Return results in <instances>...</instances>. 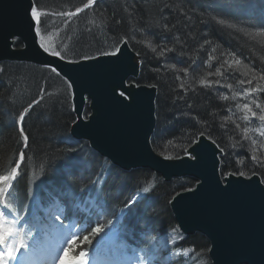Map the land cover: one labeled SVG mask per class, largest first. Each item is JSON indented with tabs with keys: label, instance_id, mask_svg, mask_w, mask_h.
<instances>
[{
	"label": "trees",
	"instance_id": "obj_1",
	"mask_svg": "<svg viewBox=\"0 0 264 264\" xmlns=\"http://www.w3.org/2000/svg\"><path fill=\"white\" fill-rule=\"evenodd\" d=\"M33 1L39 12H45L40 18V43L62 52L67 60L96 56L97 50H111L109 46L130 36L143 42L129 43L141 57L140 74L133 81L156 85L152 146L158 154L180 157L185 152L181 146L186 149L205 132L225 149L220 158L222 174L256 173L264 183V167L252 159L255 155L264 161L262 145L255 146L246 137L242 119V104L256 113L264 108V0H103L71 16L67 14L88 0ZM221 19L224 24L219 23ZM169 48L171 52L158 55ZM201 78L219 84L204 87L199 84ZM242 87L256 91L244 98L238 91ZM67 91L64 80L54 73L48 76L45 68L0 64V175L16 165L22 148L19 114L39 99L23 121L28 148L13 192L23 198L35 180L66 205L72 201L75 206L76 197L89 191L101 207L106 225L126 207V200L137 195L122 219L129 240L149 249L159 235L169 248L177 242V230L168 203L194 182L166 183L146 169L121 171L91 151L86 142L71 139L68 128L73 115ZM69 157H75V169ZM72 211L78 216L75 207ZM90 244L79 242L74 253ZM178 245L192 247V255L171 264H210L208 242L202 235L181 237Z\"/></svg>",
	"mask_w": 264,
	"mask_h": 264
},
{
	"label": "water",
	"instance_id": "obj_2",
	"mask_svg": "<svg viewBox=\"0 0 264 264\" xmlns=\"http://www.w3.org/2000/svg\"><path fill=\"white\" fill-rule=\"evenodd\" d=\"M32 6L33 0H0V63L62 69L73 82L72 138L87 141L92 150L123 171L148 169L165 182L193 179L192 191L178 192L169 202L179 231L207 240L211 264H264V183L260 176L229 173L221 177V154L214 146L208 147L206 136L201 140L206 150L198 149V164L187 155L170 160L158 155L151 144L157 88L128 82L140 74V55L136 57L128 44L119 60L100 56L75 65L66 63L41 49ZM124 88L131 93V102L119 97ZM86 109L89 115L84 118Z\"/></svg>",
	"mask_w": 264,
	"mask_h": 264
},
{
	"label": "snow or ice",
	"instance_id": "obj_3",
	"mask_svg": "<svg viewBox=\"0 0 264 264\" xmlns=\"http://www.w3.org/2000/svg\"><path fill=\"white\" fill-rule=\"evenodd\" d=\"M96 0H88V4H94ZM85 7H88V5H85ZM81 9L77 8L76 12H80ZM71 15V14H69ZM31 18L35 24V31L36 34H40V18L41 14L38 13L37 7L32 6L31 7ZM220 24H224V20H219ZM230 28H234L235 24H230L228 25ZM164 28L167 29V25H164ZM129 43H143L142 41H136L134 37H128L123 40H118L116 44H113L109 46L111 50H106V51H101L97 50V55L96 56H83L81 57V60H97L100 56H106V57H112L116 60H119L121 55H123V49L129 44ZM208 41H205V44H207ZM41 49L43 50L44 53H50L52 56L58 57L61 60L65 59V54H63L60 51H57L55 49H51L49 47H46L43 43L40 44ZM58 47V46H57ZM151 47L153 52H156V48L153 45H149ZM171 52L172 49H164L161 50L158 55H164V52ZM139 53H136V57H139ZM66 63L69 64H79V60L75 59H70L67 60ZM239 63V61H237ZM45 67L49 68V71L55 74L57 77L63 76L64 82L67 84L68 88L73 87V82L71 81V78L68 77L67 73H64L62 69H57L56 67H49L45 65ZM187 71V70H185ZM220 73V69H217V74ZM213 83L219 84V81H211V80H204L201 78L199 80V84L204 86V87H209L212 86ZM149 87L155 88L156 85H149ZM184 85H181V88H183ZM249 91H256L255 89H251ZM74 95V93L72 94ZM119 97L123 98V101H129L131 102L132 96L131 93L128 92L127 88H124L123 90L119 91L118 93ZM221 99L227 100V96H222ZM38 103V101H33V104L28 105V107L24 108L23 111L19 114V119L17 121V127L20 131V135L23 140L22 148L19 153V159L16 161V165L11 169V172L8 175H0V182L3 184L7 185V187L0 188V194H5V195H10V190L13 186L14 181L17 179L19 175V169L21 167L22 162L25 160V152L26 149L28 148V136L24 133L23 130V121L25 116L29 113L31 108ZM259 107V105H258ZM243 108L251 112V116L245 114L242 119L244 121H249L250 119L256 118V112L251 111L250 107L248 104H244ZM73 110H75V107H73ZM87 113H85V118H87ZM228 119V118H226ZM259 121L264 124V114L259 115L258 117ZM223 126V125H222ZM239 127V125H237ZM207 127V125H205ZM248 130L245 129V132ZM193 136H196L195 133L192 134ZM206 136L205 132H200L198 136H196L195 139H192L189 147H191V152H188L186 149L181 146V150L185 151V155H187L191 160H195L196 163L198 164L199 157H200V152L198 149L201 150H206L205 147L201 144V140L204 139ZM207 139L209 140L208 147H215L221 155L225 152V149L223 147H220V145L217 143L215 139L211 137L210 134H207ZM171 143V141H170ZM70 152L73 150H69ZM165 159H179L180 157L177 155L175 157L173 156H165ZM216 158L215 152L213 153V159ZM253 160L256 161L257 164H260L262 167H264V161L257 159L255 155L252 157ZM70 161H73L72 167L75 169L76 164H75V157H69ZM241 177L246 176V173L244 171H239L238 173H235ZM250 178V177H249ZM62 180H67L66 177H62ZM219 183V182H218ZM144 192H148L149 188H144ZM189 191H192V189H189ZM135 198H130L126 200L125 206H131L135 203ZM0 264H20V258H19V253H21L22 250H27L29 248V244L27 242V237L30 235V231H26L24 228H20L19 224L21 222L25 221V217L21 216L19 214V210L17 208H13L12 204L7 202V200H0ZM52 218L56 221L61 220V216L55 213H50ZM6 216H11L12 217V226L5 227V217ZM112 221L108 220L107 225L104 223H99L97 222L95 226L91 227V231L84 235L82 238V243L83 244H88L92 242L91 237H98L102 233H105V229L107 228L108 225H111ZM76 244V239H70L68 241V247H65L62 250V253L58 255L56 259L53 260L52 264H88L87 256L88 253L84 251H79V255L73 254L72 256H69L68 253L73 250V248H77ZM140 259V258H138ZM140 264H144L143 259H140Z\"/></svg>",
	"mask_w": 264,
	"mask_h": 264
},
{
	"label": "rangeland",
	"instance_id": "obj_4",
	"mask_svg": "<svg viewBox=\"0 0 264 264\" xmlns=\"http://www.w3.org/2000/svg\"><path fill=\"white\" fill-rule=\"evenodd\" d=\"M39 13L41 15H43V13L45 14V12H42V13L39 12ZM45 70L47 71V75L51 77L52 72L49 71V69H45ZM238 91L241 92V96L244 97V98H247L248 95L250 94V91H249V89L247 87H242L241 89H238ZM66 95L68 96V100L70 101V91H67ZM243 105L244 104H242V106ZM242 112L244 113V115L245 114H247V115L250 114V112L248 110L244 109L243 107H242ZM256 114L258 115L256 117V119L258 121H255L254 119H252V123L254 124V126L247 127L248 131L245 132V135H246V137H248L250 139L252 144H254L255 146L262 145L261 147H262L263 153H264V124H262V122H260L259 119H258L259 115L264 114V108L261 111H259L258 113H256ZM249 116H251V115H249ZM261 158H262L261 160H263V157H261ZM29 191L34 195V192H35L34 186H31V189ZM13 199H14V197H9L6 200H7V202L13 204L12 203ZM0 200H5V198H3V196H2V194L0 195ZM53 203L55 204L56 201H54ZM54 204H51L50 207L45 209L44 218H43L44 221L42 222L41 226L39 225L40 229L45 228V226H47L48 228L57 227L55 225H58V223L60 222V221L54 220L52 218V216L50 215V213L58 214V212L56 210L57 206L54 205ZM0 206H2V205H0ZM8 218H10V217H8V216L5 217V227H7V224H8L7 219ZM34 226L36 228L38 227V225H36V224ZM69 227L73 228L75 226L73 224H70ZM56 230L58 231L59 228L57 227ZM48 241H49V238L47 239V236H45L42 240L38 241V245L45 244L46 247H47L46 249L54 246V244H52V243H50V245H49ZM30 253H34V252L30 251ZM180 253L182 255H184V256H187V254L189 253V250L188 249L187 250L184 249V250H181ZM177 254H178V251L172 253L170 258H172L174 256H177ZM56 257H58V256H56ZM34 258H35L34 256L30 257L29 259L26 260L25 264H30V263L32 264L33 262L37 263V259H34ZM53 260L54 259H49V258H47L45 256V261H43V264H52ZM38 263H39V261H38Z\"/></svg>",
	"mask_w": 264,
	"mask_h": 264
},
{
	"label": "bare ground",
	"instance_id": "obj_5",
	"mask_svg": "<svg viewBox=\"0 0 264 264\" xmlns=\"http://www.w3.org/2000/svg\"><path fill=\"white\" fill-rule=\"evenodd\" d=\"M66 233H68L67 230H66ZM61 240H62V238H61ZM61 240H59L57 242V246L55 248L51 249V251H50L51 253L57 254V253H59L61 251V248H60ZM34 259H36V258H34ZM38 261L39 260L37 259V263L36 262H33L32 264H38Z\"/></svg>",
	"mask_w": 264,
	"mask_h": 264
}]
</instances>
